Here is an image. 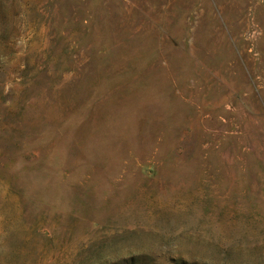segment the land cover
Returning a JSON list of instances; mask_svg holds the SVG:
<instances>
[{
  "label": "rangeland",
  "instance_id": "rangeland-1",
  "mask_svg": "<svg viewBox=\"0 0 264 264\" xmlns=\"http://www.w3.org/2000/svg\"><path fill=\"white\" fill-rule=\"evenodd\" d=\"M0 264H264V0H0Z\"/></svg>",
  "mask_w": 264,
  "mask_h": 264
}]
</instances>
